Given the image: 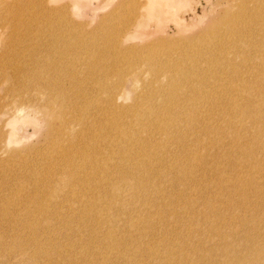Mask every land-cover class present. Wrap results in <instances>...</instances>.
<instances>
[{
    "label": "rangeland",
    "instance_id": "rangeland-1",
    "mask_svg": "<svg viewBox=\"0 0 264 264\" xmlns=\"http://www.w3.org/2000/svg\"><path fill=\"white\" fill-rule=\"evenodd\" d=\"M151 1L143 0L137 8L127 0H23L19 18L27 30L0 40V110L12 102L9 110L3 109L7 112H0V150L10 129L15 139L0 151V264H34L28 260L34 237L66 250H80L81 243L91 246L95 241V255L76 264H95L94 258L102 262L103 253L111 251V232L128 248L129 264H161L167 250L174 261L190 264L198 246H215L214 236H205L221 218L205 216L216 212L226 221L230 214L236 223L246 214L259 215L262 229L253 233L252 244L263 243L264 181L259 189V181L247 182L250 173L264 176V0H182L169 17L159 12L156 0L155 20L150 22L146 6ZM58 10L66 12L68 27L49 12ZM1 16L4 35L10 28ZM137 22L141 29L135 28ZM51 24H56L54 29ZM110 36L114 49L106 39ZM123 36L130 39L121 41ZM133 42L139 43L134 52L128 47ZM67 46L69 54L63 52ZM88 48L100 53V72ZM152 50L156 65L164 63L165 69L153 72L148 67ZM135 52L140 55L137 61L131 59ZM48 57L54 61L50 73ZM9 83H18L21 93L10 91ZM55 98L68 110L66 127L47 119V102ZM27 103L36 109L17 114L12 107ZM29 117L38 126L31 125ZM166 118L175 121L169 135L162 133ZM223 121L229 124L225 129ZM138 135L143 143L154 145L152 161L169 169L178 162L184 171L183 178L171 180L173 185L165 178L158 183V175L144 180L145 193L152 198L146 206L130 198L131 189L116 186L117 170L130 167L129 158L138 149L124 162L111 156L121 147L136 146L125 139ZM211 140L217 147L210 146ZM69 162L73 171L67 181L62 172ZM98 162L109 170L95 169ZM150 170L147 165L139 173L149 176ZM90 173L94 188L84 182ZM229 176L236 181L226 180ZM105 192L116 196L117 203L109 206L101 197ZM181 204L188 208L175 209ZM97 213L111 216L112 224H99L93 219ZM78 214L95 232L88 233ZM133 219L136 225L129 223ZM29 225L37 226L31 231ZM248 230L254 231L251 222ZM154 249H159V258H154ZM115 256L112 263L122 264L117 250ZM40 259L42 264L56 263L48 256Z\"/></svg>",
    "mask_w": 264,
    "mask_h": 264
},
{
    "label": "bare ground",
    "instance_id": "bare-ground-1",
    "mask_svg": "<svg viewBox=\"0 0 264 264\" xmlns=\"http://www.w3.org/2000/svg\"><path fill=\"white\" fill-rule=\"evenodd\" d=\"M127 1L129 3H131V4H133V6H135L137 8H140L142 6L141 4H144L143 0H127ZM154 1L155 2L151 1L148 4V6H146V9L148 10V15H147L146 18L150 22L155 20L154 19L155 16L153 15V10L156 7L155 5H158V3H159V5H158L159 9H160L159 12L163 13L164 17H165V15L168 16V14H171V16H173L174 12L176 11L175 10L176 4L178 2H180V1H182V0H159L158 3H156V0H154ZM151 3H154V5L151 4ZM23 11H24L23 0H13L12 3L8 2L7 0H0V15L2 14L1 19L6 20L8 28H10L9 31H7V32L5 31L4 32V35H2V33H1L2 31L0 30V40L1 39L2 40L3 39L7 40L10 37H13V36H11L10 32L20 31V33H23V32H25L27 30V28H28L27 23L24 20H22L21 18H19L22 15ZM49 12L52 13L53 15H55L56 17H61L62 21L66 22V19L63 17V14H65L66 12H64L62 10L49 11ZM141 17H142V15H141ZM160 17H161L160 19L164 18L163 16H160ZM164 19H166V18H164ZM55 25L56 24H51L50 28L54 29ZM64 25L66 27H68L67 22ZM134 26H135L136 29H141V27H142L140 22L135 23ZM123 28L119 29L120 30V34H121V31H122ZM126 30H128V29H126ZM116 33H117V30H114L113 32H111L112 35H115ZM67 34L70 35V32H68ZM15 35H17V34H15ZM45 38L46 37L42 34V39L45 40ZM106 39L108 40L109 46L111 48H113L112 47L113 44L116 45V42L114 41L115 39L112 38L111 36L109 38H106ZM129 39H130L129 37L123 36L121 41H127ZM37 44H38V42H37ZM52 44H53V46H56L57 42L54 41V42H52ZM99 45H101V44H98V46ZM138 45H139L138 42H133V43L129 44L128 47H129L130 51L134 52V51L137 50ZM38 46L40 48H42L39 44H38ZM43 47H44V45H43ZM88 50L91 51V56L94 59L93 64L96 66L94 68L95 71L96 72H100L101 71V66H99L100 65V60H101L100 53L96 49H93V48L92 49L88 48ZM63 52L65 54H69L70 53L69 46H67V48ZM38 53H40V50H37V53H36L37 56H40V55H38ZM139 58H140V55L138 53H136L131 59L133 61H137ZM46 62L48 64V72L50 73V71L52 70V64L54 62L53 58L52 57H48L46 59ZM146 63L148 65V67L151 68V70L153 72H157L159 69H165L164 65H163L164 63L162 65H158V66L156 65L155 57H154V51L153 50L148 53V56H147V59H146ZM53 78L56 79L55 76ZM135 81H136V78H135ZM9 90L12 91L15 94H18V93H21V86L18 83H9ZM44 90L47 91V87H44ZM11 103L6 104V105H1L0 112H7L5 110H9V107H7V106L10 105ZM12 107H13V109L16 110L17 114L23 113V111L25 109L29 110L31 112H32V110L36 109L30 103H27V104H24V105L13 104ZM4 108H5V110H3ZM22 108H24V109H22ZM47 109H48L47 112L50 115L49 117H47L49 123L50 122L54 123V120H56L59 124L64 125L66 127L68 110L63 107V105L61 104V102H60V100L58 98H55V100L53 102L48 100ZM185 121L186 120L183 119V122H185ZM29 123L31 125H37L38 126V123L34 119H32L30 117H29ZM174 125H175L174 119L172 120L171 118H166L164 124L162 125V129H163L162 133L164 135H169L172 132V129H173ZM227 125H229V124L226 121H223V129H225V127ZM62 132H63V128L61 127L57 131V134L60 136V134H62ZM234 133L238 137V134L236 132H234ZM8 135H9V140L8 141L6 140L4 142L5 147L2 150H0V151H5V149L7 148L6 146L8 145V143H10V142L15 140V139L13 140V135H14L13 134V129H10ZM125 142L127 144H136V146H132V147H129V148H122L121 147V150H120L119 153L112 152L111 156L115 157L120 162H124V161H126L127 156H128L130 151L132 152V151L138 149V153H135L133 156H131L129 158V161L131 162L132 165L130 167H128V168L123 169V170H120V171L117 170V172H118V183L116 184V186L119 187L120 189H122L124 187L126 189H131V192L129 193L130 198H133L135 200L141 199L144 206L150 204L152 198L150 196V193L149 194L145 193L146 187H145L143 181L146 180L147 178H149L152 175H158V183H162V178L167 179V181H169V182H171V180L174 179V183L179 178H183L184 171H183V167H182L183 165L181 163L177 162V164L174 166L173 169H169V168H167V166L165 167L163 162H161V161H158V160L152 161V159H154L156 157L155 156L156 152H155L154 148H151L154 145H149L147 143H143L141 141V136H139V135L136 136V137H128L127 136L126 139H125ZM209 144H210V146L217 147V141L211 140L209 142ZM261 151H262V153H260V154L264 155V153H263L264 152V148ZM226 157H228V155ZM254 159H257V154L254 156ZM191 161L193 162V159ZM147 165H150V168H151L150 175L147 176L145 174L139 173L140 169H142L143 167H145ZM94 168L95 169H99L102 172L109 170V166L105 162H98ZM255 168L259 169L257 167H255ZM231 170L233 171L232 172V174H233L235 172V168H232ZM72 171H73V164L71 162H69L68 164H66L64 166V171L62 172L64 178L67 181L70 179ZM175 171L180 172L179 176L178 175L169 176V175L166 174V172H175ZM63 176L61 175V183L65 182ZM91 179H92L91 173L87 174L85 176V178H84V182L87 183V186H86L87 188H94L93 180H91ZM226 180H228V181H236V178L234 176H229L228 178H226ZM255 181H259V183L256 186L257 189H259L261 187V184L264 181V176H261V175H259L257 173H250L249 174V180H248L247 184L254 183ZM218 182L223 183L224 180L219 176L218 177ZM59 183L60 182L58 181L57 184H59ZM172 183L173 182H171V184ZM247 184H246V186H247ZM61 187L62 186H60L59 188H61ZM48 193L49 192L47 191L45 193V195L48 194ZM136 193H138L139 195L138 196L134 195ZM121 195H123V194H121ZM141 195H146V196H145V198H141ZM148 195H149V197H148ZM101 197L109 204V206H113L114 204H116L117 203V199H118L116 196H113L110 193H106V192L103 195H101ZM86 198L89 199L90 195L87 196ZM241 206L245 207L246 203H243ZM194 207H195V205H194ZM176 208H180L181 210H183V209L185 210L186 208H188V206L181 204L179 207H175V209ZM175 209H173V210H175ZM56 211H58V210L55 208V212ZM74 214H76V213H72V215H74ZM68 215H71V214H68ZM78 215H79V218L81 219L82 226L85 229H87L88 233L90 234L91 232H95V230H90L88 228L89 222L87 220L83 219L82 215H80V214H78ZM204 215H206V214H204ZM209 215H215V216L221 218L220 220L217 219V221L213 225L211 224L209 226V228L207 229V231L209 233H207V235L205 236V239H210L211 237L214 236L215 246L211 247V248H203L202 246H198L197 249H195L192 252L193 256H192V258L190 260V264H264V241L259 246H254L252 244L253 233L262 229V220L259 218V215L255 214V213L246 214V215L243 216V219L238 220L237 223L232 221L231 219H229V217H231V215L228 214V213L225 215L227 221L224 220L222 215L219 214L218 212H216L215 214H208L205 217L210 219ZM65 216H63V218ZM68 219L71 220V218L69 216H67V220ZM73 219H75V218H73ZM93 219L95 221H97L99 224L106 226V228H108L112 224V221H113V218L111 216H106V215H103L101 213L94 214L93 215ZM45 222H47L46 219H45ZM64 222H66V220ZM250 222H251L252 227L254 229L253 232H250L248 230V226H249ZM129 223L132 224V225H136L137 222L133 219V220H129ZM43 224H46V223L43 222ZM78 224H80V223H78ZM66 225L67 224H65V226ZM36 226L37 225H29V230H31V231L34 230V228ZM65 226H63V227H65ZM69 226H67V227H69ZM57 229H59V227ZM69 229L70 228H68V230ZM73 229L71 227V230H73ZM59 231H60V229H59ZM61 231H63V230H61ZM80 231H81V228H80ZM6 233L7 232H5V234ZM8 233H9V235H11L10 232H8ZM65 233H67V231ZM84 234H85V232H84ZM68 235H69V233H68ZM71 235H73V234H71ZM3 238L5 239V235L3 236ZM2 241L3 240H1V238H0V243ZM15 241H17V239ZM17 242H19V241H17ZM45 242H42V241H40L38 239H35V237L33 238V240L31 241L32 246H33V250L30 253V258L31 259L29 258L28 260L33 261L34 264H42L43 262L40 261L41 260L40 257L48 256L50 260L56 261L55 264H76L78 262L86 261L88 257H93L95 255V253H96L94 251L95 249L93 248V244H95V246H98L95 241H92V245L91 246H84L81 243L80 246H82V247H81L80 250H74L73 247H71L70 249L66 250V246L62 247L63 246L62 245L61 246L62 248H60V247L55 246V245H53V244H51L49 242H46V243ZM121 242L122 241H120L119 238L117 237V233L116 232H111L109 234L108 240H107V243H108V245L111 248V251L108 252V253H103L102 262H97L96 260H94L95 258L92 259L93 262L95 264H108L111 261L110 263H112L113 259H111V258L113 256L116 257L115 255H116V250H117V253H119L120 259L124 260L121 263L122 264H129L128 263L129 259H128V255H127L128 248L125 247L124 245L122 246ZM11 244L13 245V244H15V242L11 243ZM26 244H27V241H26ZM26 244H24V245H26ZM4 246H5V244H4ZM26 246H28V245H26ZM31 247H30V249H31ZM121 247H124V249H121ZM16 248H18V247H16ZM27 248H26V250H27ZM182 250H183V247H181L180 251H182ZM0 251H1V248H0ZM111 252H113L114 255H111ZM10 253L8 251L6 255L9 256ZM152 253H153L154 258L155 257L159 258V255H160L159 249L152 250ZM181 253H183V252H181ZM172 256H173V254L171 253V251L167 250L165 252V254H164L165 258H164L163 261H161V264H179L178 262L173 260ZM10 262H11V260H10ZM119 262L120 261H118V263ZM148 262H150V261H148ZM13 263H15V262H13ZM114 263H115V261H114Z\"/></svg>",
    "mask_w": 264,
    "mask_h": 264
}]
</instances>
